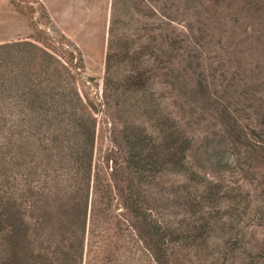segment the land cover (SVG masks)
<instances>
[{"label": "rangeland", "instance_id": "1", "mask_svg": "<svg viewBox=\"0 0 264 264\" xmlns=\"http://www.w3.org/2000/svg\"><path fill=\"white\" fill-rule=\"evenodd\" d=\"M113 9L123 21L119 31L130 34L134 45L145 41V26L163 25L185 39L191 30L197 38L193 53L199 55L194 61L208 79L209 102L217 100L216 110L208 101L179 97L163 84L155 88L164 96L165 110L180 118L193 139L188 163L199 168L195 164L202 161L199 180L218 196L211 210L207 206L215 215L202 253L197 256L190 250L182 264H264V117L259 116L264 112V0H0V43L44 42L63 60L67 53L55 41L60 39L75 46L80 58L75 84L91 104L95 124L92 178L84 231L77 237L64 232L63 249L69 242H82L75 253L77 264H156L152 248L129 218L126 184L118 172L123 126L131 120L138 123L140 111L130 99H119L117 105L104 87ZM220 108L229 114L228 125L218 118ZM5 132L0 123V147L7 142ZM204 149L207 153H200ZM199 155L202 159L197 160ZM185 179L180 172L163 171L156 175L158 185L152 184L157 187L145 185L144 197L155 217L169 222L190 218L176 206L175 194L168 192L179 195L182 185L202 191V186L195 189L197 185ZM237 202L244 210L238 219Z\"/></svg>", "mask_w": 264, "mask_h": 264}, {"label": "trees", "instance_id": "2", "mask_svg": "<svg viewBox=\"0 0 264 264\" xmlns=\"http://www.w3.org/2000/svg\"><path fill=\"white\" fill-rule=\"evenodd\" d=\"M133 5L139 10L135 1ZM122 22L113 9L103 82L117 105L119 99H130L140 111L139 122L127 121L122 129L124 153L118 172L126 184L125 208L152 248L156 264H182L190 250L197 256L202 253L215 215L207 206L211 210L218 196L212 186L199 180L202 161L195 164L199 168L188 163L193 139L180 118L165 110L164 96L155 88L163 84L179 97L208 101L216 110L217 100L209 102L208 79L194 61L199 55L193 53L197 38L191 30L185 39L163 25L145 26V41L134 45L130 34L119 31ZM55 41L67 53L63 60L44 42L0 43V123L7 135L0 147V264H77L75 253L82 247L81 241L69 242L63 249L61 241L64 232L77 237L87 221L95 124L91 104L75 84L79 74L75 71L81 67L76 48L64 40ZM227 116L220 108L218 118L226 125ZM259 116L264 117V112ZM200 155L197 160L202 159ZM163 171L180 172L189 184L197 185L195 189L203 187L199 193L185 185L179 195L168 191L190 218L169 222L151 212L143 191L145 185L157 187L156 175ZM235 211L237 219L244 213L238 202Z\"/></svg>", "mask_w": 264, "mask_h": 264}]
</instances>
